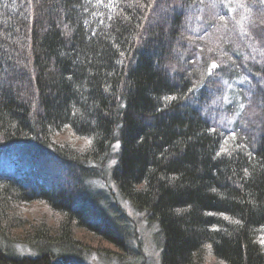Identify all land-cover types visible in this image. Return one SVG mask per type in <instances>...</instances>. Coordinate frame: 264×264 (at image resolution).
<instances>
[{
    "label": "trees",
    "instance_id": "trees-1",
    "mask_svg": "<svg viewBox=\"0 0 264 264\" xmlns=\"http://www.w3.org/2000/svg\"><path fill=\"white\" fill-rule=\"evenodd\" d=\"M9 146L0 264H73L93 250L77 229L113 247L93 256L133 260L122 202L159 264H264V3L0 0Z\"/></svg>",
    "mask_w": 264,
    "mask_h": 264
},
{
    "label": "rangeland",
    "instance_id": "rangeland-1",
    "mask_svg": "<svg viewBox=\"0 0 264 264\" xmlns=\"http://www.w3.org/2000/svg\"><path fill=\"white\" fill-rule=\"evenodd\" d=\"M72 138H74V136H69L66 133L58 137L59 140H64V142L69 145H73V143H79V140L75 139V141H73ZM18 151L19 150L16 146H9L6 152L0 156V163L2 162L4 169L15 172V170L17 169V164L13 161L15 160L16 153ZM107 186V184L100 182V187L102 189H106ZM96 188L98 189V187ZM108 190L110 192V189ZM104 205L108 208L112 217L116 219L112 207L107 203H104ZM121 206L126 212V218L123 219V223H125V226L128 228V230H125L127 240L130 244V247L137 252L136 257H134L133 260L130 258L131 260L125 262L124 264H159L158 245H160L161 239L157 234L155 227L146 223L144 221L143 215L128 209L123 202L121 203ZM25 214L29 216L31 215V217H36L38 219H41L40 215L45 216L47 220L50 217V215L45 213L43 206L39 204H31L30 206L26 207L24 209V215ZM50 222H52V219L50 220ZM122 225L123 224L121 223V226ZM75 234L77 238L83 242L84 245L90 246V249H113L111 245L104 241H101L99 238H97L93 234H90L89 232L77 229L75 231ZM93 250L90 251V254H94ZM95 252L98 254L97 250H95ZM92 254L88 257L81 256L78 258H74L75 260H73V264H118V262H109L108 260L98 258L97 256H99V254L97 256H93ZM205 264L218 263L212 257H208L205 261Z\"/></svg>",
    "mask_w": 264,
    "mask_h": 264
},
{
    "label": "snow or ice",
    "instance_id": "snow-or-ice-1",
    "mask_svg": "<svg viewBox=\"0 0 264 264\" xmlns=\"http://www.w3.org/2000/svg\"><path fill=\"white\" fill-rule=\"evenodd\" d=\"M261 3H264V0H261ZM213 67H216V65L214 64Z\"/></svg>",
    "mask_w": 264,
    "mask_h": 264
}]
</instances>
